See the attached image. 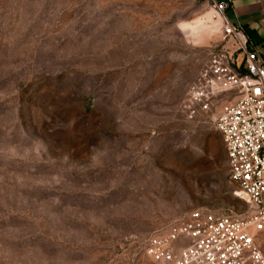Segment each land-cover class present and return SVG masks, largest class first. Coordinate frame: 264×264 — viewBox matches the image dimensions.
I'll list each match as a JSON object with an SVG mask.
<instances>
[{
  "label": "rangeland",
  "instance_id": "1",
  "mask_svg": "<svg viewBox=\"0 0 264 264\" xmlns=\"http://www.w3.org/2000/svg\"><path fill=\"white\" fill-rule=\"evenodd\" d=\"M211 6L0 0V264H151L188 212L250 213L212 117L182 111L227 47Z\"/></svg>",
  "mask_w": 264,
  "mask_h": 264
},
{
  "label": "built area",
  "instance_id": "2",
  "mask_svg": "<svg viewBox=\"0 0 264 264\" xmlns=\"http://www.w3.org/2000/svg\"><path fill=\"white\" fill-rule=\"evenodd\" d=\"M211 8L229 46L212 53L188 87L182 111L191 120L212 117L228 181L250 213L188 212L146 238L143 251L151 264H264V62L241 26L226 19L228 1L212 0Z\"/></svg>",
  "mask_w": 264,
  "mask_h": 264
},
{
  "label": "crops",
  "instance_id": "3",
  "mask_svg": "<svg viewBox=\"0 0 264 264\" xmlns=\"http://www.w3.org/2000/svg\"><path fill=\"white\" fill-rule=\"evenodd\" d=\"M227 1L226 19L230 23L241 26L248 37L249 48L254 49L264 62V0ZM217 23L220 25L222 36V20H216L215 25ZM227 46H229L228 43ZM238 59H241V55H239Z\"/></svg>",
  "mask_w": 264,
  "mask_h": 264
}]
</instances>
